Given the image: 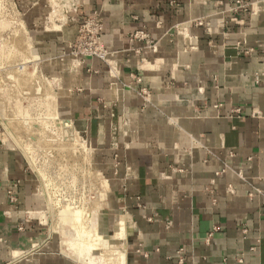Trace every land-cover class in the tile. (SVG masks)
I'll use <instances>...</instances> for the list:
<instances>
[{
  "label": "crops",
  "instance_id": "1",
  "mask_svg": "<svg viewBox=\"0 0 264 264\" xmlns=\"http://www.w3.org/2000/svg\"><path fill=\"white\" fill-rule=\"evenodd\" d=\"M232 1H81L111 66L83 58L59 106L131 225L125 264H264V0ZM37 182L0 147V264H79Z\"/></svg>",
  "mask_w": 264,
  "mask_h": 264
},
{
  "label": "rangeland",
  "instance_id": "2",
  "mask_svg": "<svg viewBox=\"0 0 264 264\" xmlns=\"http://www.w3.org/2000/svg\"><path fill=\"white\" fill-rule=\"evenodd\" d=\"M81 1L0 0V147L17 153L38 181L46 213L55 218L50 221L55 239L59 233L63 236V228L69 254L76 253L74 248L86 247L85 239L89 240L76 230V223L86 222L85 229L95 225L101 235L108 236L119 215L108 202L110 188L106 192L102 188L101 180L107 177L96 162L84 127L79 129L65 118L59 106V88L63 83L67 88L66 78L74 73L73 67L79 68L83 58H90L74 48L79 15L73 9ZM65 27L69 35L76 33L74 41L62 49L58 37ZM126 223L124 240L131 226ZM115 253L108 245L102 246L92 260L94 264H116Z\"/></svg>",
  "mask_w": 264,
  "mask_h": 264
},
{
  "label": "built area",
  "instance_id": "3",
  "mask_svg": "<svg viewBox=\"0 0 264 264\" xmlns=\"http://www.w3.org/2000/svg\"><path fill=\"white\" fill-rule=\"evenodd\" d=\"M253 3L251 0H233L231 9L233 11H237L238 9L248 11L249 8L252 9ZM77 8L79 7L75 6L73 9L74 12L78 11ZM75 21L78 24V36L76 37L74 46L77 49V53L84 57L87 56L97 59L110 67V52L104 46L102 39L103 22L97 14V11L86 16H78ZM195 24L202 25L203 20L197 19L195 20ZM8 196L10 199H13L11 190L8 191ZM178 264H183V257L181 255L178 258Z\"/></svg>",
  "mask_w": 264,
  "mask_h": 264
},
{
  "label": "bare ground",
  "instance_id": "4",
  "mask_svg": "<svg viewBox=\"0 0 264 264\" xmlns=\"http://www.w3.org/2000/svg\"><path fill=\"white\" fill-rule=\"evenodd\" d=\"M20 39V38H19ZM24 47V46H23ZM15 51V50H14ZM25 62V61H24ZM23 71V70H22ZM23 76V75H22ZM1 116V115H0ZM6 123V122H5ZM58 124V123H57ZM18 127V126H17ZM64 127V126H63ZM15 128V127H14ZM60 129V128H59ZM61 133V132H60ZM15 139V138H14ZM15 141V140H14ZM63 147V146H62ZM101 184H102V188H104V191L106 192L107 190H109V186L107 184V181L104 180L102 182L101 180ZM103 191V192H104ZM44 192V191H43ZM51 203V202H50ZM51 205V204H50ZM97 205V204H96ZM48 213V212H47ZM72 218V217H71ZM98 218V217H97ZM78 219V218H77ZM84 219V218H83ZM74 220V219H73ZM76 220V219H75ZM98 220V219H97ZM78 221V220H77ZM127 222V217L126 215L124 214H119L117 216V219H116V222H115V227H114V231L112 232V234L108 235V236H103L101 235L102 231H100L98 229V227H96L95 225L89 227V229H85L84 226H87L86 225V222L85 224H82L84 223L82 221V223H76V226L78 227V229H76L77 231H79V233L82 235L83 239H84V235H86L89 240L87 241V239H85V242H86V247H80V244L79 242L77 243V246L79 245V247L81 248L79 250L78 249H75V251H73V253L75 254H70L76 261H79V260H85L84 262L86 264H94V261L92 260V255L94 253V251L97 250V248H101L102 246L104 247L105 249V246H109L111 247L114 251L117 252L118 256H116L117 260H118V263L116 264H125V259H126V253H125V249H126V241L124 240V235H125V223ZM75 223V222H74ZM94 223V222H93ZM90 224V223H89ZM84 225V226H83ZM91 225V224H90ZM75 228V227H74ZM107 235V234H106ZM123 239V240H122ZM91 241V243L89 242ZM89 244V245H88ZM101 246V247H96V246ZM83 248V249H82ZM125 248V249H124ZM109 251V250H108ZM110 253V252H109ZM78 254V255H77ZM111 254V253H110ZM109 254L110 256V259L111 258V255ZM115 253V255H117ZM80 255H84V257L86 259H83L82 257H80ZM113 256V255H112ZM115 258V260H116ZM106 259V258H105ZM114 260V256H113V259ZM114 260V261H115ZM106 261V260H105ZM113 262V261H112ZM112 264V263H111Z\"/></svg>",
  "mask_w": 264,
  "mask_h": 264
}]
</instances>
